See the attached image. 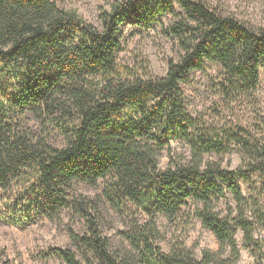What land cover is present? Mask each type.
Here are the masks:
<instances>
[{
	"label": "trees",
	"instance_id": "16d2710c",
	"mask_svg": "<svg viewBox=\"0 0 264 264\" xmlns=\"http://www.w3.org/2000/svg\"><path fill=\"white\" fill-rule=\"evenodd\" d=\"M168 14L164 34L180 56L169 59L164 76L144 77L119 60L123 28L149 29ZM100 19L102 30L57 0H0V196L12 195L3 202L6 217L23 225L73 210L87 232L71 233L76 251L54 250L65 264H236L238 230L264 264V139L192 117L182 87L214 62L225 99L256 92L264 79V29L201 0H115ZM29 116L40 133L25 127ZM53 134L62 146L51 143ZM172 142L183 143L188 157L162 168ZM229 152L241 157L235 170L211 158ZM78 183L102 184L96 201L147 217L125 233L127 251H114L95 201L77 198ZM189 201L227 256L207 250L199 258L180 241L161 248L158 218L175 220Z\"/></svg>",
	"mask_w": 264,
	"mask_h": 264
},
{
	"label": "rangeland",
	"instance_id": "374dc122",
	"mask_svg": "<svg viewBox=\"0 0 264 264\" xmlns=\"http://www.w3.org/2000/svg\"><path fill=\"white\" fill-rule=\"evenodd\" d=\"M115 0H57L58 4L67 10H76L97 29L102 30L100 14L108 10ZM210 9L225 16H233L241 22L264 29V0H201ZM177 11L182 12L177 4ZM160 23H155L149 29L128 25L123 28V51L119 60L142 76L162 77L167 73L169 59L177 60L180 49L177 42L164 34V27L172 21L170 14L161 17ZM220 66L214 62H206L204 69L194 71L190 81L183 84L188 113L213 127L236 128L243 127L258 139H264V79L257 91L248 96H237L233 100L225 99L219 93ZM24 125L32 132L40 133V127L34 118L29 116ZM51 143L63 145V139L53 134ZM188 157L187 147L183 143L172 142L160 157V166L165 168L172 159L181 160ZM224 167L235 170L242 164L237 152H229L222 156H213ZM102 184H76V196L80 200H94L100 209V229L112 243L114 251L124 253L129 249L125 233L131 229L136 219L147 220L144 214L132 212H117L106 204L96 201L101 193ZM261 203L264 205V184L259 186ZM12 195L0 196V264H65L55 253L57 249L71 248L70 235L84 234L87 224L73 210L63 209L56 218L37 217L31 222L19 225L6 217L4 200ZM10 201V200H9ZM234 205V203H232ZM198 205L189 201L184 212L175 220L158 218L161 231L160 246L168 251L176 241L183 242L196 257L201 258L204 251L228 255L226 248L222 249L215 235L206 229L201 221L193 216ZM218 211L223 215L228 213L224 202L218 205ZM5 212V213H4ZM261 242L264 253V230H261ZM237 241L240 247V258L236 264H258L244 246V234L238 230ZM78 253V251H77ZM79 258L82 259L80 253ZM264 263V260H263Z\"/></svg>",
	"mask_w": 264,
	"mask_h": 264
}]
</instances>
